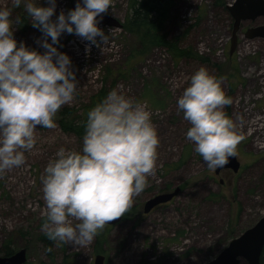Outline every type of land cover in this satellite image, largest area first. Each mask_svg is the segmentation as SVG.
I'll list each match as a JSON object with an SVG mask.
<instances>
[{"label":"rangeland","instance_id":"rangeland-1","mask_svg":"<svg viewBox=\"0 0 264 264\" xmlns=\"http://www.w3.org/2000/svg\"><path fill=\"white\" fill-rule=\"evenodd\" d=\"M235 1L175 0L166 28L171 37H183L180 48L198 55L193 59L177 61L156 46L141 56L137 37L124 27L131 0H113L109 7L107 12L123 27L99 26L108 34L107 45L88 48L90 42L75 33L60 36L57 47L71 57L77 92L56 114L55 127L36 130L37 143L26 151L25 162L0 176V256L11 248L14 253L27 250L26 264H95L99 255L105 264H207L259 222L264 216V37L249 39L246 33L264 25V18L242 22L231 53L234 18L229 6ZM72 2L57 0L53 19L71 9ZM41 3L46 6L47 0ZM0 7L12 9L13 21L20 17L13 24L18 43L45 51L38 43L43 34L22 4L0 0ZM201 66L222 78L231 97L224 110L243 137L235 153L238 172L209 168L186 138L190 124L178 111L177 99ZM118 86L152 112L160 140L155 171L121 222L105 225L87 245L53 241L48 247L41 230L44 169L61 146L82 149L84 134L66 132L64 124L82 123L99 96ZM177 188L181 191L174 200L144 212L149 199Z\"/></svg>","mask_w":264,"mask_h":264},{"label":"clouds","instance_id":"clouds-1","mask_svg":"<svg viewBox=\"0 0 264 264\" xmlns=\"http://www.w3.org/2000/svg\"><path fill=\"white\" fill-rule=\"evenodd\" d=\"M21 4L42 32L38 43L45 51L18 43L13 24L20 17L13 21L12 9L0 7V176L25 162L26 151L37 143V125L55 127L56 114L77 92L71 57L57 47L60 36L75 33L90 42L88 48L107 45L99 22L113 0H77L55 19L57 0H47L46 6L41 0H15ZM120 88L89 110L82 149L61 146L44 169L41 230L54 242L91 243L108 222L124 215L155 171L160 140L152 112ZM231 103L222 78L205 66L191 75L177 99L178 111L190 124L186 138L209 168L225 165L243 139L224 110Z\"/></svg>","mask_w":264,"mask_h":264},{"label":"water","instance_id":"water-1","mask_svg":"<svg viewBox=\"0 0 264 264\" xmlns=\"http://www.w3.org/2000/svg\"><path fill=\"white\" fill-rule=\"evenodd\" d=\"M76 3L77 0H73L71 9L76 6ZM229 10L234 18L233 37L231 43V53H233L237 44V32L240 30L242 22L247 20L254 21L260 17L264 18V0H236L233 5L229 6ZM102 15L103 19L100 20L99 26L123 27L110 13L106 12ZM246 36L249 39L264 37V25L256 28H250L246 33ZM40 128H42V125H37V129ZM223 167H230L238 172L239 162L237 161L236 155L231 156ZM180 191L181 189L177 188L174 192L154 196L146 202L144 212L149 214L157 206L164 205L172 201L179 195ZM122 220L123 217L121 216L108 222L107 225H115ZM263 251L264 216L254 227L248 229L242 235L233 239L215 259L207 264H240L242 261L238 259L239 257L245 258L248 264H262L261 260ZM26 262V249H22L11 256H0V264H26ZM95 264H105V256H97Z\"/></svg>","mask_w":264,"mask_h":264},{"label":"trees","instance_id":"trees-1","mask_svg":"<svg viewBox=\"0 0 264 264\" xmlns=\"http://www.w3.org/2000/svg\"><path fill=\"white\" fill-rule=\"evenodd\" d=\"M174 3L175 0H131V12L124 27L137 37V44L140 47L137 51H140L141 56H144L147 51L156 46L166 48L177 61L184 58L193 59L198 57L191 50L180 48L183 37H171L168 33L166 24L169 20L170 9ZM23 22L27 26V21L23 20ZM101 97L99 96L95 102L101 101L103 99ZM103 97H105L104 93ZM91 108H88L87 112L83 115L82 123L78 124L76 121H71L64 124L65 131L84 134L87 114ZM43 242L48 247L53 244V241L48 239V237L44 238ZM3 253L5 256H11L14 254V251L11 248H7ZM261 263L264 264V251Z\"/></svg>","mask_w":264,"mask_h":264},{"label":"flooded vegetation","instance_id":"flooded-vegetation-1","mask_svg":"<svg viewBox=\"0 0 264 264\" xmlns=\"http://www.w3.org/2000/svg\"><path fill=\"white\" fill-rule=\"evenodd\" d=\"M161 207V206H160Z\"/></svg>","mask_w":264,"mask_h":264}]
</instances>
